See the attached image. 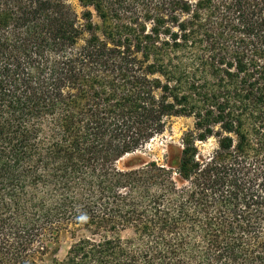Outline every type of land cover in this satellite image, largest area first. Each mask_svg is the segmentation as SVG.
<instances>
[{
    "label": "trees",
    "instance_id": "16d2710c",
    "mask_svg": "<svg viewBox=\"0 0 264 264\" xmlns=\"http://www.w3.org/2000/svg\"><path fill=\"white\" fill-rule=\"evenodd\" d=\"M78 3L0 0V264H264V0Z\"/></svg>",
    "mask_w": 264,
    "mask_h": 264
},
{
    "label": "rangeland",
    "instance_id": "374dc122",
    "mask_svg": "<svg viewBox=\"0 0 264 264\" xmlns=\"http://www.w3.org/2000/svg\"><path fill=\"white\" fill-rule=\"evenodd\" d=\"M71 6L79 14L81 7L78 0H68ZM193 126V118L189 116H170L165 120V129L163 133L155 136L141 148L122 156L117 160L116 166L121 170H131L144 167L146 164L154 161L157 164L173 167L180 155V139L183 133ZM200 152L207 154L214 146L215 141L209 138L206 142L198 144ZM177 184L181 185L179 179ZM78 231L76 235H72L69 231H63L59 236L58 257H62L69 245L81 235Z\"/></svg>",
    "mask_w": 264,
    "mask_h": 264
}]
</instances>
